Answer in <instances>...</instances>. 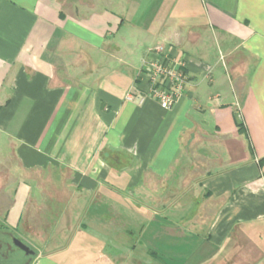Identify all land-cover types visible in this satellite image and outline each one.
<instances>
[{"label": "crops", "instance_id": "obj_1", "mask_svg": "<svg viewBox=\"0 0 264 264\" xmlns=\"http://www.w3.org/2000/svg\"><path fill=\"white\" fill-rule=\"evenodd\" d=\"M158 47L188 76L170 111L139 104ZM2 157L10 231L46 182L57 223L71 186L81 221L133 215L128 233L165 264L221 262L264 226V0H0ZM63 230L32 264H114L85 225L55 249Z\"/></svg>", "mask_w": 264, "mask_h": 264}, {"label": "rangeland", "instance_id": "obj_2", "mask_svg": "<svg viewBox=\"0 0 264 264\" xmlns=\"http://www.w3.org/2000/svg\"><path fill=\"white\" fill-rule=\"evenodd\" d=\"M9 159L8 157L5 159L3 157L2 159L0 158V162H6L4 166L0 167V171L3 172V174L10 173V168L8 167H10L9 165L13 166L12 161L8 162ZM183 172L189 174L190 170L189 168H185ZM39 185H41V183H39ZM54 186L55 184L45 182L44 189L43 191L41 190L43 192V198H33V200H30L29 208L27 209L23 226H21L18 231H14L15 236L18 239L24 241L26 246L35 253L34 256H27L22 252L16 250L15 253L17 257L15 261H12V264H20V261L24 258H26V263L28 260V264H32L39 253L41 251H45V248L41 246L37 241V238L48 233V229L51 230L56 227L57 229L64 228L61 234L63 233L65 236L64 238L59 240V243L54 248H65V246L72 238L74 232L80 225L88 226V228L95 233L100 234L101 236H104L108 239L107 242L109 244L107 247L103 248V250L106 254L110 253V259L114 264H162L157 259L152 257L150 251L147 252L145 251V248L137 245V236L140 231L134 230L135 235L133 233L131 234V232L128 233L127 227L129 225L127 224V222L129 220V223H134L133 215L127 217V215L124 214H111L110 219L112 222L108 224L105 223L106 216H104L101 223L96 222L97 220L95 217L90 218V216L88 215L86 222H83V220L81 221L80 218H82L84 215L79 214L81 213V210H78V214L75 213L74 209L77 199H73L71 186H66L65 188H63L66 197L63 199V206H61L62 209L65 207V214H62L58 218L59 220H61V222L57 223V218H52V216L44 215L48 211H50L49 207H52V202H56V200L49 198V191L53 190ZM56 187L60 192L62 191L61 186L58 185ZM4 189H6V187H4ZM177 201L185 203V200L178 199ZM7 202H10V198L4 200V205H2L3 210H1V212H4V210L6 209L8 204ZM58 202H61V199ZM34 206L35 208H33ZM42 212L44 214H42ZM48 218H50V220L53 219L54 221L48 222ZM126 218L129 219L126 220ZM179 252L181 251L178 247V253ZM181 253H187L186 249ZM167 259V264H192V262L194 261L192 259L190 260V263H181L180 261L184 258L180 257L176 258L180 260L179 262L173 263L171 260L173 258L168 257ZM215 264H264V226L253 232H247L246 235L241 237V239H234L230 256L226 257L221 262H216Z\"/></svg>", "mask_w": 264, "mask_h": 264}, {"label": "built area", "instance_id": "obj_3", "mask_svg": "<svg viewBox=\"0 0 264 264\" xmlns=\"http://www.w3.org/2000/svg\"><path fill=\"white\" fill-rule=\"evenodd\" d=\"M156 54L158 59L146 62L142 67V74L149 79L150 89L140 98L139 104L143 105L147 100H153L163 110L170 111L185 96L188 76L184 63L177 61L163 47H158ZM127 100L134 101V96L128 95Z\"/></svg>", "mask_w": 264, "mask_h": 264}, {"label": "flooded vegetation", "instance_id": "obj_4", "mask_svg": "<svg viewBox=\"0 0 264 264\" xmlns=\"http://www.w3.org/2000/svg\"><path fill=\"white\" fill-rule=\"evenodd\" d=\"M16 240L22 241L15 236L13 231L8 230L0 224V264H12V261H15L17 257L16 250L26 255L25 252L15 245ZM22 243L26 245L24 241ZM25 260L26 258L21 260L20 264H23ZM24 264H28V260Z\"/></svg>", "mask_w": 264, "mask_h": 264}, {"label": "water", "instance_id": "obj_5", "mask_svg": "<svg viewBox=\"0 0 264 264\" xmlns=\"http://www.w3.org/2000/svg\"><path fill=\"white\" fill-rule=\"evenodd\" d=\"M15 245L23 252H25L27 256H34L35 253L32 250H30L26 245H24L21 241L16 240Z\"/></svg>", "mask_w": 264, "mask_h": 264}, {"label": "trees", "instance_id": "obj_6", "mask_svg": "<svg viewBox=\"0 0 264 264\" xmlns=\"http://www.w3.org/2000/svg\"><path fill=\"white\" fill-rule=\"evenodd\" d=\"M239 129H240V132L243 133V124H240V125H239ZM260 164H261L262 166H264V159L260 160ZM151 255H152L153 258L157 259V260H158L159 262H161L162 264H165V263L161 260V258L158 257V255H157L156 253L151 252Z\"/></svg>", "mask_w": 264, "mask_h": 264}]
</instances>
